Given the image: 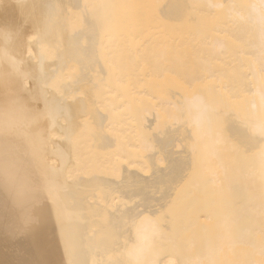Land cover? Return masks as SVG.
I'll use <instances>...</instances> for the list:
<instances>
[{
  "label": "bare ground",
  "instance_id": "6f19581e",
  "mask_svg": "<svg viewBox=\"0 0 264 264\" xmlns=\"http://www.w3.org/2000/svg\"><path fill=\"white\" fill-rule=\"evenodd\" d=\"M253 2L0 0V264H264Z\"/></svg>",
  "mask_w": 264,
  "mask_h": 264
},
{
  "label": "clouds",
  "instance_id": "9594fccd",
  "mask_svg": "<svg viewBox=\"0 0 264 264\" xmlns=\"http://www.w3.org/2000/svg\"><path fill=\"white\" fill-rule=\"evenodd\" d=\"M249 8L251 9L249 19H251L252 23L259 26L261 34L264 36V0H256V2L250 3ZM259 131L261 135H264V128L259 129Z\"/></svg>",
  "mask_w": 264,
  "mask_h": 264
},
{
  "label": "rangeland",
  "instance_id": "374dc122",
  "mask_svg": "<svg viewBox=\"0 0 264 264\" xmlns=\"http://www.w3.org/2000/svg\"><path fill=\"white\" fill-rule=\"evenodd\" d=\"M1 236L4 237V232H3L2 229H0V237H1ZM2 237H1V238H2ZM1 238H0V240H2ZM0 243H3V244H4V242H2V241H1ZM3 244H0V245H3ZM1 247H2V246H1Z\"/></svg>",
  "mask_w": 264,
  "mask_h": 264
}]
</instances>
